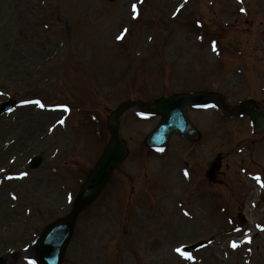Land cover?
Instances as JSON below:
<instances>
[{
    "label": "rangeland",
    "instance_id": "374dc122",
    "mask_svg": "<svg viewBox=\"0 0 264 264\" xmlns=\"http://www.w3.org/2000/svg\"><path fill=\"white\" fill-rule=\"evenodd\" d=\"M196 91L226 110L187 109L195 142L173 135L153 152L159 117L118 118L127 157L61 264H264V134L240 110L264 109V0H0V104H16L0 118V264L35 262V240L110 142L112 110ZM202 241L191 259L176 251Z\"/></svg>",
    "mask_w": 264,
    "mask_h": 264
},
{
    "label": "water",
    "instance_id": "95a60500",
    "mask_svg": "<svg viewBox=\"0 0 264 264\" xmlns=\"http://www.w3.org/2000/svg\"><path fill=\"white\" fill-rule=\"evenodd\" d=\"M217 101V95L192 94L159 100L151 105L141 104L146 107L149 113L160 114L162 116L161 123L147 137L146 145L154 148H162L166 144L169 134L172 132H178L190 139H195L197 133L187 122L185 107L187 105H216ZM130 106L131 104H124L110 115L108 126L112 132L114 142L107 146L93 171L83 184L71 213L66 218L50 224L42 233L36 245V259L38 264L60 263L65 245L70 238L76 215L82 207L89 204L96 197L112 170L124 158L126 150L124 144L117 137L115 119ZM9 108L10 104L2 105L0 114ZM246 112L251 118L254 131L264 130V117L255 112L250 104L246 106ZM37 164L38 162L36 161L33 166ZM217 165L218 161L213 164L211 171Z\"/></svg>",
    "mask_w": 264,
    "mask_h": 264
},
{
    "label": "snow or ice",
    "instance_id": "6c2138e0",
    "mask_svg": "<svg viewBox=\"0 0 264 264\" xmlns=\"http://www.w3.org/2000/svg\"><path fill=\"white\" fill-rule=\"evenodd\" d=\"M132 8H133V11H136L137 6L134 4V5L132 6ZM242 11H243V9H242ZM213 50H215V44H213ZM23 103H25V104H27V103H34V104H36V105H39L41 108H43V107L45 106V105H44L41 101H39V100H36V101H24ZM60 123L62 124V123H64V121H60ZM188 174H189V173H188L187 171H185L184 175L187 176ZM25 175H26V174H25ZM187 214H188V213H185V215H187ZM235 246H236L235 243H233V247H235ZM176 251L179 252V253H181V255H184L185 257L191 259V256H190L188 253L182 252V250H181L180 248H177ZM32 264H35V262H32Z\"/></svg>",
    "mask_w": 264,
    "mask_h": 264
}]
</instances>
